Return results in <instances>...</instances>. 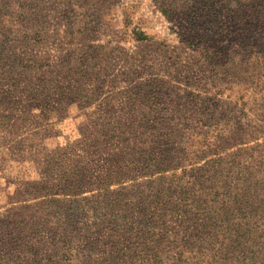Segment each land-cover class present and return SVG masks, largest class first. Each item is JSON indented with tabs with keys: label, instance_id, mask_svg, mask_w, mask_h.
Instances as JSON below:
<instances>
[{
	"label": "rangeland",
	"instance_id": "rangeland-1",
	"mask_svg": "<svg viewBox=\"0 0 264 264\" xmlns=\"http://www.w3.org/2000/svg\"><path fill=\"white\" fill-rule=\"evenodd\" d=\"M0 264H264V0H0Z\"/></svg>",
	"mask_w": 264,
	"mask_h": 264
}]
</instances>
